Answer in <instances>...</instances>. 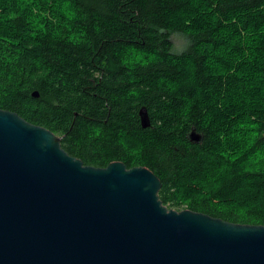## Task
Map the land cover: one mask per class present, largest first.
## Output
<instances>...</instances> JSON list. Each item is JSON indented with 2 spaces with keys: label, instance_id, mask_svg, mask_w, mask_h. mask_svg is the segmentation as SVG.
I'll use <instances>...</instances> for the list:
<instances>
[{
  "label": "trees",
  "instance_id": "obj_1",
  "mask_svg": "<svg viewBox=\"0 0 264 264\" xmlns=\"http://www.w3.org/2000/svg\"><path fill=\"white\" fill-rule=\"evenodd\" d=\"M0 109L151 169L170 209L264 225V0H0Z\"/></svg>",
  "mask_w": 264,
  "mask_h": 264
},
{
  "label": "water",
  "instance_id": "obj_2",
  "mask_svg": "<svg viewBox=\"0 0 264 264\" xmlns=\"http://www.w3.org/2000/svg\"><path fill=\"white\" fill-rule=\"evenodd\" d=\"M62 139L0 109V264H264V225L170 209L151 169L85 165Z\"/></svg>",
  "mask_w": 264,
  "mask_h": 264
},
{
  "label": "rangeland",
  "instance_id": "obj_3",
  "mask_svg": "<svg viewBox=\"0 0 264 264\" xmlns=\"http://www.w3.org/2000/svg\"><path fill=\"white\" fill-rule=\"evenodd\" d=\"M172 42L174 44V51L177 53L183 52L189 44L188 38L182 33L173 34Z\"/></svg>",
  "mask_w": 264,
  "mask_h": 264
},
{
  "label": "bare ground",
  "instance_id": "obj_4",
  "mask_svg": "<svg viewBox=\"0 0 264 264\" xmlns=\"http://www.w3.org/2000/svg\"><path fill=\"white\" fill-rule=\"evenodd\" d=\"M61 137V136H60Z\"/></svg>",
  "mask_w": 264,
  "mask_h": 264
}]
</instances>
